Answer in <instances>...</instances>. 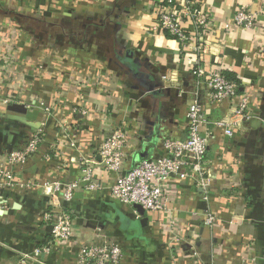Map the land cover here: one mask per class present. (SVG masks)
Here are the masks:
<instances>
[{
    "label": "crops",
    "instance_id": "1",
    "mask_svg": "<svg viewBox=\"0 0 264 264\" xmlns=\"http://www.w3.org/2000/svg\"><path fill=\"white\" fill-rule=\"evenodd\" d=\"M166 1L0 0V165L34 130L46 135L14 169V186L0 188V264H79L81 245L104 238L122 246V264H251L252 256L264 264V0H199L212 18L205 65L235 79L255 117L233 137L214 130L209 201L192 181L174 180L176 227L168 231L166 213L141 214L108 191H78L70 243L52 241L40 218L60 211L52 185L78 180V158L96 156L110 128L129 130L127 169L162 156L166 139L185 138L197 79L178 41L152 30ZM242 5L260 13L258 29L235 25ZM230 106H206L210 121ZM208 208L214 227L203 221ZM119 212L141 227L123 229Z\"/></svg>",
    "mask_w": 264,
    "mask_h": 264
},
{
    "label": "built area",
    "instance_id": "2",
    "mask_svg": "<svg viewBox=\"0 0 264 264\" xmlns=\"http://www.w3.org/2000/svg\"><path fill=\"white\" fill-rule=\"evenodd\" d=\"M259 16V12L242 5L235 13V25L248 31L256 30L259 28ZM154 20L152 30L162 31L178 41L182 65L197 79L188 111L186 136L179 140L166 139L162 156L145 158L127 169L129 130L126 126L110 128L96 156L78 158V180L52 185L51 197L59 201L61 209L47 210L40 216L42 223L50 228L52 241H72L75 212L71 205L78 191L90 194L108 191L115 201L123 205L140 207L146 212L166 213V229L173 231L176 220L169 210L177 196L173 181H192L204 191V199L209 201L210 177L206 158L215 139L214 130L219 129L227 137H233L236 130L255 119L250 99L240 97L238 84L228 79L220 68L208 69L205 65L212 18L199 0H167L155 12ZM188 24L192 27L191 31L187 30ZM226 28L229 29L230 25ZM258 50L263 54L264 44ZM171 72L166 71L162 76L164 83H171ZM226 102L231 103L228 113L220 120L210 121L206 106H221ZM45 136V131L38 128L31 133L22 149L8 154L7 167L0 165V188L14 186V169L38 153ZM97 166L103 171V176L98 174ZM107 175L112 177L111 181H105ZM29 187V184L20 185L22 189ZM203 221L205 226L214 227L217 216L212 208L206 210ZM179 241L180 238L174 235L172 243ZM36 252L39 254L40 250ZM78 257L79 264H122L124 253L116 240L104 238L81 245ZM251 264H259L258 257L252 256Z\"/></svg>",
    "mask_w": 264,
    "mask_h": 264
},
{
    "label": "water",
    "instance_id": "3",
    "mask_svg": "<svg viewBox=\"0 0 264 264\" xmlns=\"http://www.w3.org/2000/svg\"><path fill=\"white\" fill-rule=\"evenodd\" d=\"M138 209L141 212V214H144L145 211L142 208L139 207ZM118 215H119V217H120V219H121V221L123 223V229L128 227V225H131L132 227H138V226H139V228L141 227V222L140 221H134V220L128 219L121 212H119Z\"/></svg>",
    "mask_w": 264,
    "mask_h": 264
},
{
    "label": "trees",
    "instance_id": "4",
    "mask_svg": "<svg viewBox=\"0 0 264 264\" xmlns=\"http://www.w3.org/2000/svg\"><path fill=\"white\" fill-rule=\"evenodd\" d=\"M228 79H230V80H235L234 78H232V77H230V76H228V75H225ZM239 93H240V90H239Z\"/></svg>",
    "mask_w": 264,
    "mask_h": 264
},
{
    "label": "rangeland",
    "instance_id": "5",
    "mask_svg": "<svg viewBox=\"0 0 264 264\" xmlns=\"http://www.w3.org/2000/svg\"><path fill=\"white\" fill-rule=\"evenodd\" d=\"M126 217V216H125ZM127 218V217H126ZM129 219V218H128ZM138 228H139V226H138Z\"/></svg>",
    "mask_w": 264,
    "mask_h": 264
}]
</instances>
